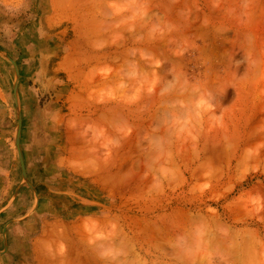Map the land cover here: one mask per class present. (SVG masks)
<instances>
[{
	"label": "rangeland",
	"instance_id": "374dc122",
	"mask_svg": "<svg viewBox=\"0 0 264 264\" xmlns=\"http://www.w3.org/2000/svg\"><path fill=\"white\" fill-rule=\"evenodd\" d=\"M10 2L0 264H264V0Z\"/></svg>",
	"mask_w": 264,
	"mask_h": 264
},
{
	"label": "crops",
	"instance_id": "0c3cea01",
	"mask_svg": "<svg viewBox=\"0 0 264 264\" xmlns=\"http://www.w3.org/2000/svg\"><path fill=\"white\" fill-rule=\"evenodd\" d=\"M10 0H0V4H9Z\"/></svg>",
	"mask_w": 264,
	"mask_h": 264
},
{
	"label": "bare ground",
	"instance_id": "6f19581e",
	"mask_svg": "<svg viewBox=\"0 0 264 264\" xmlns=\"http://www.w3.org/2000/svg\"><path fill=\"white\" fill-rule=\"evenodd\" d=\"M236 252H238V250H237ZM82 264H83V263H82Z\"/></svg>",
	"mask_w": 264,
	"mask_h": 264
}]
</instances>
